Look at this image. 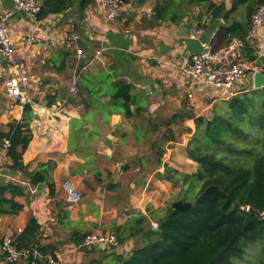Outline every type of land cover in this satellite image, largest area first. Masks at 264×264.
<instances>
[{"label": "crops", "instance_id": "crops-1", "mask_svg": "<svg viewBox=\"0 0 264 264\" xmlns=\"http://www.w3.org/2000/svg\"><path fill=\"white\" fill-rule=\"evenodd\" d=\"M101 1L95 0L89 5L82 18L68 10L34 22L27 13L18 10L9 19L17 52L34 77L30 122L33 138L23 160L29 171L42 162H56L53 178L57 195L50 197L48 186L41 190L32 186L22 171L8 167L7 159L0 185L19 183L26 187V194L16 197L24 204L22 211L14 215L0 214V236H18L30 215H34L41 224V243L54 245L56 257L66 264H111L104 261V256L113 258L114 253L125 254V250L130 249L126 247L128 243L133 244L135 239L142 242V236L127 240L118 251H108L82 249L71 240L72 233L116 232L117 227L131 225L141 215L146 217V227H149L150 222L164 215L168 203L181 190L172 182L159 179L156 170L143 176L145 183L139 184L135 179L137 169L121 168L130 156L150 146V142L137 140L134 135L141 119L126 118L110 106V95L98 96L84 90L82 96L79 89V92H71L77 55L65 46L71 32L69 19L78 21L79 31L84 35L79 44L89 57L80 62L81 73L94 76L105 70L113 73L115 80L119 76L128 79L135 84L133 93L141 100H148L149 113L161 111L164 116L183 108V103H189L198 114H207L218 99L213 89L199 85L182 73V68L191 64L192 55L201 49L200 38H192V31L199 24L203 25L202 38L221 48L230 41L226 26L232 21L243 22L247 30L250 24L245 6L237 8L229 20H211L207 8L196 5H184L185 17L180 23L157 20L152 16L153 8L165 0H129L118 18L108 22ZM214 1L225 2L227 9L233 5V0ZM0 9H3V0H0ZM30 36L35 37L34 42L29 41ZM249 42L256 55L264 57V26ZM98 51L102 53L97 55ZM3 60L0 54V123L7 129L10 121L23 118L24 107L5 94L8 67ZM253 82V76L248 77L238 85L239 90L254 86ZM88 83L106 84L93 80ZM151 84L156 93L151 90ZM94 98L97 104L85 105L84 100ZM49 100L55 102L48 104ZM73 119L82 121L81 128L74 133L71 132ZM184 125L190 130L180 132L178 140L168 145L163 162L180 171L194 173L197 162L188 157L186 147L195 132V120H186ZM164 168L162 165L158 170L163 172ZM97 172L101 173L99 180ZM69 184L80 196L76 202L68 201L66 185ZM61 200L69 213L65 220L59 218L62 207L55 204ZM136 245L133 244L132 249ZM0 264H27V261L9 262L0 240Z\"/></svg>", "mask_w": 264, "mask_h": 264}, {"label": "trees", "instance_id": "trees-1", "mask_svg": "<svg viewBox=\"0 0 264 264\" xmlns=\"http://www.w3.org/2000/svg\"><path fill=\"white\" fill-rule=\"evenodd\" d=\"M95 0H41L39 19L51 14L73 10L82 18L86 8ZM125 2L129 0H124ZM264 0H233L230 9L225 2L214 0H165L153 8L154 18L170 19L180 23L185 17L184 5L207 8L211 20H229L234 11L245 6L247 19ZM198 27H204L199 24ZM250 27V24H249ZM249 30V28H248ZM246 25L234 20L226 26V33L244 39L243 56L246 60L260 65L264 71V57L255 53L254 46L247 40ZM230 42V41H229ZM88 80L106 82L100 86L91 85ZM80 86V87H79ZM135 84L119 76L114 79L110 71H98L94 76L80 73L78 89L83 96L86 90L98 96H111L108 104L121 111L126 118L141 119L134 133L137 140L150 142L148 149L130 156L121 168L137 169L136 182L144 184L143 176L156 170L159 179L181 187L173 200L158 219V228L146 227V217H137L131 225L119 226L116 234L120 244L132 237L142 236V243L136 245L129 254L114 253L113 264H237V259L245 254L259 240H264V218L259 219L249 212L253 206L264 213V87L248 85L230 99H217L209 114H198L189 103L183 108L164 116L161 111L149 113L148 100L140 99L133 91ZM79 92V91H78ZM79 94V93H77ZM55 100H49L53 104ZM86 106L97 104V100H84ZM145 112L147 114L145 115ZM33 117L32 102L24 105L23 118L13 119L4 129L0 123V137L8 138V167L22 171L29 183L37 187L46 183L50 197L55 198L56 183L53 171L56 162L49 160L29 171L23 155L28 148L33 133L30 122ZM195 120V132L186 147L187 155L197 162L194 173H186L163 162L167 147L177 141L182 131L190 130L184 125L186 120ZM82 126V121L73 119L71 132ZM164 165V171L158 169ZM110 174V173H109ZM99 180L101 173L97 172ZM109 187V185H108ZM26 194V187L8 182L0 185V214H18L24 204L16 197ZM184 201L191 208L175 209L173 202ZM59 218L69 217L64 201H56ZM41 224L30 215L24 230L15 237L19 248L36 249L46 264L45 256L55 255L56 247L41 243ZM88 233L73 232L71 240L81 244ZM32 257L27 261L31 264ZM264 264V259L259 262Z\"/></svg>", "mask_w": 264, "mask_h": 264}, {"label": "built area", "instance_id": "built-area-1", "mask_svg": "<svg viewBox=\"0 0 264 264\" xmlns=\"http://www.w3.org/2000/svg\"><path fill=\"white\" fill-rule=\"evenodd\" d=\"M17 10L27 13L34 22H38L41 3L39 0H14ZM125 5L124 0H102L101 9L105 14L106 21H114L118 18ZM13 11L0 9V54L8 63V74L5 79V94L16 104L24 107L32 102L31 88L34 80L25 61L19 56L16 44L9 29V19ZM70 34L65 39V46L75 51L77 64L74 68V83L71 92L78 91V78L82 67L80 62L89 58L79 42L84 35L79 31L78 21L75 18L69 19ZM264 26V2L259 5L251 17L247 40L253 39L259 29ZM204 27H196L191 37L200 38L201 49L192 55L191 64L182 68L185 77H190L199 85L213 89L218 99H230L239 92V84L252 77L257 71H262L260 65L253 61L246 60L243 56L244 39L233 37L230 42L221 48H216L209 39H204ZM35 37L30 36L29 41L34 42ZM102 51H98L97 55ZM191 95V94H190ZM10 140L0 137V176L8 159V148ZM36 189V188H35ZM68 201L76 202L80 196L73 185H66ZM153 229L158 228V222L152 221ZM2 250L9 262H18L33 258L31 264H42V255L32 248H19L14 235L0 236ZM120 241L115 232H92L88 233L80 244L82 249L104 248L114 251L120 247ZM46 264H66L56 256L47 255Z\"/></svg>", "mask_w": 264, "mask_h": 264}, {"label": "water", "instance_id": "water-1", "mask_svg": "<svg viewBox=\"0 0 264 264\" xmlns=\"http://www.w3.org/2000/svg\"><path fill=\"white\" fill-rule=\"evenodd\" d=\"M3 9L4 11H13L14 13L17 12V5L14 0H3ZM3 63L8 67V63L6 59L3 60ZM253 83H254V88H261L264 87V71H257L253 75ZM151 90L153 93H156V90L154 89V86L151 84ZM44 187H47L46 183H40L37 188L39 190L43 189ZM173 207L175 209H187L191 208L192 204L190 202H184V201H175L173 202ZM249 212L256 215L259 219L264 218V213L261 212L259 209L254 208L253 206H250L248 208Z\"/></svg>", "mask_w": 264, "mask_h": 264}, {"label": "rangeland", "instance_id": "rangeland-1", "mask_svg": "<svg viewBox=\"0 0 264 264\" xmlns=\"http://www.w3.org/2000/svg\"><path fill=\"white\" fill-rule=\"evenodd\" d=\"M75 99L76 98H73L72 100H75ZM151 223L152 222H150V226H151ZM131 243H128V245L126 246L127 248H130V249L129 250H125V252H124L125 254H129L131 252V249L133 247V244H141L142 242H141V240L135 239V241L133 242V244H131ZM121 247L122 246L116 248V250L118 251ZM263 259H264V240L262 239V240H259L251 249H249L247 251V253L245 254L244 258L237 259L236 262H237V264H259V262L261 260H263ZM112 260H113V258H110V257L107 258V256H104V261L113 264L112 263L113 262Z\"/></svg>", "mask_w": 264, "mask_h": 264}]
</instances>
